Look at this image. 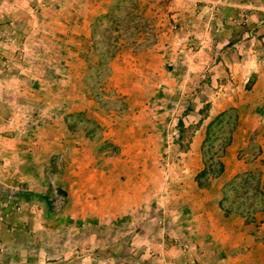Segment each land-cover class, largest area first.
Returning a JSON list of instances; mask_svg holds the SVG:
<instances>
[{"label": "rangeland", "instance_id": "rangeland-1", "mask_svg": "<svg viewBox=\"0 0 264 264\" xmlns=\"http://www.w3.org/2000/svg\"><path fill=\"white\" fill-rule=\"evenodd\" d=\"M174 1L0 0V264H213L221 249L196 241L206 200L261 219L264 32L213 47L219 32L184 31L230 0L189 1L190 22ZM234 10L247 28L253 9ZM124 160L138 205L105 212L93 176L117 183Z\"/></svg>", "mask_w": 264, "mask_h": 264}, {"label": "crops", "instance_id": "crops-1", "mask_svg": "<svg viewBox=\"0 0 264 264\" xmlns=\"http://www.w3.org/2000/svg\"><path fill=\"white\" fill-rule=\"evenodd\" d=\"M189 1L191 2L192 0L174 1L179 7L178 10L179 12L176 13L179 14L178 19H181L183 22H187V21L190 22L192 20V18L189 19L188 17L189 14L184 13L186 11V6H188V3L190 4ZM208 1H212V0H208ZM193 3L194 2H191V4ZM143 4L145 5L146 3ZM237 6H243V7L248 6L251 7V9H253L251 12L252 17L250 20V24L248 25L247 28L240 27L239 25L231 22L230 20H226V19L224 20L227 14H230L231 12L232 13L235 12L234 9H236ZM218 11L220 12V13L218 12V16H219L218 19L215 16V18H213V20L210 22V25L205 24L204 26L203 24L204 27L203 26L201 27L200 24H193L194 30L188 29L185 30L184 32H219L217 35L211 36V46L213 47L215 45H218V43H223L222 42V40L224 39L223 33L224 35H228L229 32V37H230L231 36L230 32H264V0H230L229 5L220 6ZM252 21H254V23ZM204 43L206 44V42ZM224 43H226V41ZM140 66L143 67V71L148 73V67H144L146 65H144L143 62H140ZM193 76L194 74L190 75L191 78ZM142 85L144 86L145 84L143 83ZM149 113L150 111L147 109V111L145 112L147 118L149 117ZM147 125H145V127L141 126L143 130H141L140 132H138L137 130L135 131V133L137 134L136 139L138 138V136L143 137L139 142H141L140 146L145 149L149 148L148 145L150 144V139H149L150 133L148 132L149 128ZM144 128L146 129L145 136H144ZM103 133L105 134L106 132L103 131ZM105 135L107 136L102 137L103 139L101 140L102 142L104 141V139H107L108 141V137L112 139V134H105ZM115 135L118 136L117 137V139H119L118 141L123 142L121 144L122 145L121 147L125 148L126 143L129 142L128 139H130L127 137V134L124 133L123 131L121 132V135L113 133L114 137H116ZM63 136H66V134ZM67 137H68L67 141L70 142V138H69L70 135H67ZM193 143H197V146L200 145V142L194 139H193ZM70 145H72V143L69 144V147L71 148ZM126 156L127 155H124V158ZM121 163L122 164L120 165V167L122 168V173L118 174V176L121 175V179L119 177L117 183L110 181L109 176L112 172H108L109 171L108 169L106 171V175H103L104 177L102 176V181L100 180L101 177L93 176V187H92L93 191L99 194L98 195L99 199L101 198V195L104 194L103 198L110 200L108 202L109 208H107L105 212L114 213V212L126 211V209L131 208V206L138 205V198L139 196H141V192H139L137 188L134 187V183H133L138 181L137 179H134L136 173H132L130 171L131 166H129L128 169L129 173L127 172V166L131 165L130 162L127 163V161L124 160ZM81 169L83 171L79 173V176L77 177L79 183H81L83 179H85V181L92 179V177L88 175L91 172V169L85 168L83 166H81ZM69 170L70 169L68 168V173ZM92 172H94L95 174H102V171L100 172L97 169L94 171L93 168H92ZM115 184L117 186H115ZM39 196L44 198V194L42 193H39ZM114 199L117 200V204H112V200ZM217 202L218 199L215 201V204L210 201L208 202V200H206L205 202L206 206L205 204H203V207L201 209L196 210L194 212L196 214L194 217L197 219H202L203 218L202 214L206 216V219L203 221V224L200 228L201 231L196 233V237H199V235L203 233L202 234L203 240L208 241V243L210 242V244L213 245V248L217 246L221 249L218 250L217 260L216 259L213 260L214 261L213 264H264V211L262 212L263 215L261 216V219H259L260 215L259 217L254 215L256 217V220L255 218H252L251 220L243 219L240 222H233L229 220V218L232 217L230 213H228L227 216H225L223 214V210L219 208ZM258 213L260 214V211H258ZM218 214L220 217H218ZM214 215L216 218H214ZM221 218L225 220L222 221ZM195 228L197 229V227ZM196 241H197V247L200 248V244H201L199 242L200 237L199 239L197 238ZM200 255L201 254H199V256L195 255L196 257L195 259L197 261L201 259L200 257L202 256Z\"/></svg>", "mask_w": 264, "mask_h": 264}, {"label": "trees", "instance_id": "trees-1", "mask_svg": "<svg viewBox=\"0 0 264 264\" xmlns=\"http://www.w3.org/2000/svg\"><path fill=\"white\" fill-rule=\"evenodd\" d=\"M71 128H72V126H71ZM218 169H217V172H219L220 171V168H221V164H218V167H217ZM206 172V170L204 171H202L201 172V174H204ZM223 199H224V195L222 196V198H220L219 200H218V205H220V207H222L223 206V204H222V202H223ZM230 207H227V209H224V214L225 215H227L229 212H230Z\"/></svg>", "mask_w": 264, "mask_h": 264}]
</instances>
